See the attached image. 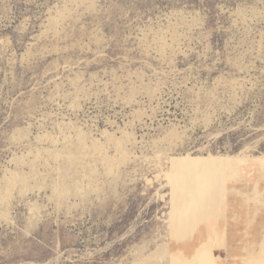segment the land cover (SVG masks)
<instances>
[{"label":"rangeland","instance_id":"rangeland-1","mask_svg":"<svg viewBox=\"0 0 264 264\" xmlns=\"http://www.w3.org/2000/svg\"><path fill=\"white\" fill-rule=\"evenodd\" d=\"M0 264H264V0H0Z\"/></svg>","mask_w":264,"mask_h":264},{"label":"bare ground","instance_id":"bare-ground-1","mask_svg":"<svg viewBox=\"0 0 264 264\" xmlns=\"http://www.w3.org/2000/svg\"><path fill=\"white\" fill-rule=\"evenodd\" d=\"M92 142V141H91ZM121 145H122V143H121ZM96 150V149H95ZM167 253V252H166ZM172 253V252H171ZM186 257H188V256H186Z\"/></svg>","mask_w":264,"mask_h":264}]
</instances>
